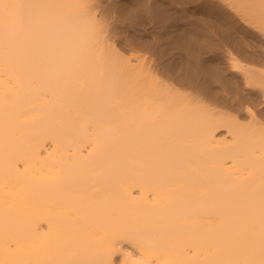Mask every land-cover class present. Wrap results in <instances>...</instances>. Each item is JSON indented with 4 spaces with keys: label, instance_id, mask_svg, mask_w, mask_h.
<instances>
[{
    "label": "bare ground",
    "instance_id": "obj_1",
    "mask_svg": "<svg viewBox=\"0 0 264 264\" xmlns=\"http://www.w3.org/2000/svg\"><path fill=\"white\" fill-rule=\"evenodd\" d=\"M102 15L0 0V264H264V123L159 80Z\"/></svg>",
    "mask_w": 264,
    "mask_h": 264
},
{
    "label": "rangeland",
    "instance_id": "obj_2",
    "mask_svg": "<svg viewBox=\"0 0 264 264\" xmlns=\"http://www.w3.org/2000/svg\"><path fill=\"white\" fill-rule=\"evenodd\" d=\"M96 1L110 42L126 55L144 54L159 80L234 115L245 127L264 123V92L245 87L241 73L233 71L229 61L234 57L264 69V24L260 31L257 24L264 23L262 0V4L259 0ZM227 1L240 3L242 10L240 5H249L252 11L248 7L243 11L251 13V21ZM226 131L222 128L219 134Z\"/></svg>",
    "mask_w": 264,
    "mask_h": 264
}]
</instances>
